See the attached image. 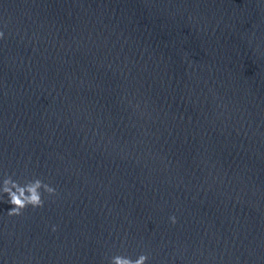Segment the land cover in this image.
<instances>
[{"label": "water", "instance_id": "1", "mask_svg": "<svg viewBox=\"0 0 264 264\" xmlns=\"http://www.w3.org/2000/svg\"><path fill=\"white\" fill-rule=\"evenodd\" d=\"M0 31V189L56 190L0 192V264H264V0H0Z\"/></svg>", "mask_w": 264, "mask_h": 264}, {"label": "clouds", "instance_id": "2", "mask_svg": "<svg viewBox=\"0 0 264 264\" xmlns=\"http://www.w3.org/2000/svg\"><path fill=\"white\" fill-rule=\"evenodd\" d=\"M3 36L4 33L0 31V39H2ZM41 189H43L44 193L49 195H54L56 191L52 186L44 183L39 178L30 180L23 185L13 180L11 176L5 178L0 192L7 195V203L12 205L7 214L9 216H19L22 215L24 209L29 206L32 208L43 207L44 200L42 198ZM170 219L173 224L176 223V218L174 216L170 217ZM55 230V226H53V231ZM148 259L149 257L145 254L139 255L138 258L134 260L123 255H115L110 259V264H146Z\"/></svg>", "mask_w": 264, "mask_h": 264}]
</instances>
